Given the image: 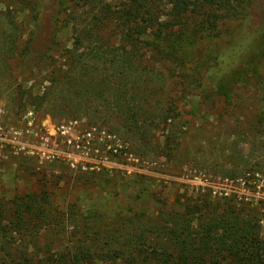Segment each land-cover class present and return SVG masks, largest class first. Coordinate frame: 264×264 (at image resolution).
Masks as SVG:
<instances>
[{"label": "trees", "instance_id": "trees-1", "mask_svg": "<svg viewBox=\"0 0 264 264\" xmlns=\"http://www.w3.org/2000/svg\"><path fill=\"white\" fill-rule=\"evenodd\" d=\"M31 2L26 41L20 42L17 23L0 20V74H8L16 61L52 78L43 96L23 90L20 105L57 121L77 120L84 110L105 111L144 148L150 142L141 121L154 130L172 121L167 146L179 149L182 102L191 94L213 104L216 96L232 103L237 82L258 74L248 58H256L255 48L261 47L259 64L264 52V0H58L52 37L39 47L44 0ZM254 19L258 27L250 24ZM66 26L71 45L59 38ZM225 36L230 51L250 48L231 71L223 65L225 50H215ZM197 49L205 50L202 58ZM238 171L243 170L226 175L234 179ZM230 201L209 204L214 216L195 227L183 215H132L117 230L101 213L65 212L44 186L12 200L0 197V264H264L259 221Z\"/></svg>", "mask_w": 264, "mask_h": 264}, {"label": "rangeland", "instance_id": "rangeland-1", "mask_svg": "<svg viewBox=\"0 0 264 264\" xmlns=\"http://www.w3.org/2000/svg\"><path fill=\"white\" fill-rule=\"evenodd\" d=\"M57 2L44 0L37 47L52 37L49 27ZM31 5V0H0V20L22 28L20 42L32 31ZM260 23L250 22L253 27ZM235 31L236 36L239 30ZM59 38L63 45L74 43L70 27ZM251 40L253 36L245 46ZM229 46L227 36L215 45L216 52L225 50L226 71L237 68L241 55L250 49L235 52ZM255 50L256 58L248 61L257 64L258 74L237 82L232 103L216 96L213 104L191 94L182 102L176 150L167 146L172 121L155 130L141 121L140 131H147L150 142L144 148L118 117L105 111L84 110L77 120L57 121L20 105L23 90L26 96L29 92L43 96L52 74L37 71L32 64L19 67L12 60L11 71L0 74V197L12 200L44 186L65 212L101 213L117 230L124 228L123 218L132 215L159 219L183 215L195 227L214 216L209 214L212 204L222 206L228 198L259 221L264 239V122L259 120L264 117V52L258 64L261 47ZM196 52L202 58L205 50ZM254 127L258 134L236 135ZM232 169L243 171L233 179L226 175ZM81 172H88L83 181L78 180Z\"/></svg>", "mask_w": 264, "mask_h": 264}]
</instances>
